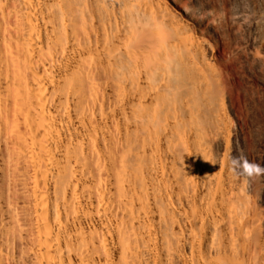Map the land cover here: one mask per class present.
Wrapping results in <instances>:
<instances>
[{"label":"bare ground","instance_id":"bare-ground-1","mask_svg":"<svg viewBox=\"0 0 264 264\" xmlns=\"http://www.w3.org/2000/svg\"><path fill=\"white\" fill-rule=\"evenodd\" d=\"M264 0H0V264H264Z\"/></svg>","mask_w":264,"mask_h":264},{"label":"clouds","instance_id":"clouds-1","mask_svg":"<svg viewBox=\"0 0 264 264\" xmlns=\"http://www.w3.org/2000/svg\"><path fill=\"white\" fill-rule=\"evenodd\" d=\"M228 165L230 170L233 171L236 175L244 177L246 179L264 176V166L249 161L247 157L242 154L231 157L228 161Z\"/></svg>","mask_w":264,"mask_h":264}]
</instances>
